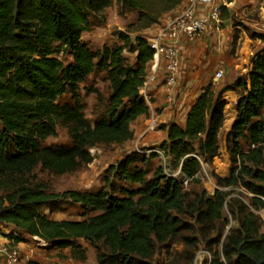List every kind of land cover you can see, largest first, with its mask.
Returning a JSON list of instances; mask_svg holds the SVG:
<instances>
[{"label": "trees", "instance_id": "1", "mask_svg": "<svg viewBox=\"0 0 264 264\" xmlns=\"http://www.w3.org/2000/svg\"><path fill=\"white\" fill-rule=\"evenodd\" d=\"M121 2L124 10L136 13L126 30L118 32L121 44L92 50L82 33L112 0H0V226L10 225L59 249L70 248L79 258L84 252L77 240L102 243L108 252L98 251L96 264H152L148 258L156 244L177 237L181 215L192 212L202 222L219 221L230 192L218 187L211 196H192L183 179L167 175L161 164L148 178L140 164L157 154L136 151L109 165L95 192H49L35 173L38 167L53 174L77 171L93 161L90 149L131 140L132 123L150 114L139 96L154 53L144 31L161 23L183 0ZM229 18L222 15L223 20ZM126 51L134 55L133 63ZM96 71L106 72L111 92L105 114L92 124L83 114L79 85ZM229 89L238 93L237 116L227 134L232 167L228 177L214 176L218 186L245 187L251 209L240 217L239 227L225 235V261L216 253L210 264H264V232L257 213L264 208V49L253 56L249 73L233 84L219 91L212 83L204 86L185 126L160 124L158 130L165 129L167 135L159 148L174 169L181 168L188 185L198 183L203 163L220 161L223 93ZM67 93L73 101L60 102ZM58 126L68 129L71 144L44 145ZM114 180L137 187L117 190ZM65 201L79 204L84 218L57 220L42 210L47 206L52 212ZM6 236L23 241L17 232Z\"/></svg>", "mask_w": 264, "mask_h": 264}, {"label": "rangeland", "instance_id": "2", "mask_svg": "<svg viewBox=\"0 0 264 264\" xmlns=\"http://www.w3.org/2000/svg\"><path fill=\"white\" fill-rule=\"evenodd\" d=\"M232 1L233 4L224 12L229 14L231 22H242V18H246L247 16L256 20L254 21L255 24H259L261 20L264 21V0ZM241 16L243 17L241 18ZM135 19L136 13L124 10L121 0H112L111 5L106 10L99 15H93L91 17L90 28L82 33V41L86 42L92 50H102L104 47L119 45L121 42L118 38V32L125 31L127 26ZM241 25L248 36L255 37L263 34L261 31L256 32L255 28L245 22H242ZM221 28H225L224 24H222ZM239 31L241 30L238 29L234 33V38L237 37ZM232 45L233 42L229 51L230 54L235 55L238 41L236 40L235 45ZM262 49H264V45L260 43L259 50ZM124 55L130 63H133V54L126 51ZM60 57L64 61L70 60L69 56ZM206 59L209 60V57ZM200 60L203 59L199 58V62ZM244 62L242 61V63ZM214 65H211L212 67L209 65V71L204 73V78L207 79V84L212 83L217 91L227 85L233 84L240 77V71L234 70L233 68L228 72L224 71L221 79L214 81L213 77L219 69ZM79 92L83 104V114L93 124L106 112L107 101L111 92L106 72L96 71L89 75L79 85ZM225 100L226 125L229 126L233 116V99L232 97H226ZM59 101L63 103L66 101L72 102L73 100L71 94L67 93L61 96ZM158 131L160 129L155 134L159 133ZM227 134L228 132L225 129L221 130L219 134L220 161L214 165L203 163L198 173L199 182L187 185L186 187L192 196L194 194L201 195L203 192L206 193V196H211L212 192L216 190V187L229 191L230 194L226 199L221 220L212 223L202 222L198 220L197 214L192 212L184 213L180 216L182 223L177 237L169 239L165 243L156 244L154 254L148 258V261L152 264H210V259L216 253L221 256L222 261H225L223 256L225 235L229 230L239 227L238 220L246 210L251 209V194L245 187L242 185L233 187L218 186V182L214 176L216 174L222 177H228L230 174L232 161L227 148ZM160 143L156 136L150 137L148 140L149 145L141 143L137 137H133L131 140L121 144L100 145L90 149V153L94 157L93 161L88 165L82 166L77 171L65 174H53L38 167L35 170L37 181L44 183L49 192H62L68 189L95 192L103 185L104 173L109 165L119 162L131 152H139L138 150H144L151 146H159ZM70 144L71 137L68 129L62 126H58L56 135L50 136L44 141V145L47 146H69ZM243 148L246 149L245 143H243ZM160 164H163L162 160L156 157L149 163L145 165L140 164V166L147 169V177L149 178L153 169ZM178 169L177 167L176 170ZM114 182L117 190L122 186L129 189L137 187V185H131L118 180H114ZM42 210L48 217L57 220H82L84 218L80 205L73 204L69 201L57 204L54 206L52 212H50V208L47 206H44ZM262 211L263 214L261 215L260 212ZM257 213L259 215L260 229L264 232V210L260 209ZM10 232H17L23 238V241L17 245L23 263L29 260H37L42 264H96L98 251L108 252V249L102 243L91 245L79 239L77 240V244L81 246L79 250L84 253H82V257L80 258L74 257L70 248H56L40 238L22 234L10 225L0 227V234L3 235L5 233L7 235Z\"/></svg>", "mask_w": 264, "mask_h": 264}, {"label": "crops", "instance_id": "3", "mask_svg": "<svg viewBox=\"0 0 264 264\" xmlns=\"http://www.w3.org/2000/svg\"><path fill=\"white\" fill-rule=\"evenodd\" d=\"M185 1L186 0H183L178 7L165 14L162 21H167L175 17L180 12ZM242 17L243 16H241V18ZM242 19V22H245L255 28L256 32H262V20L259 24H255L254 21L256 20H253L248 16L246 18L243 17ZM242 22L239 21L238 23H233L231 22V18H229L225 20V28H222L221 31L211 28L210 32L203 35L201 38H182L179 43L182 68L179 74V84L174 99L172 101H168V99L164 97L162 87L159 84L155 86L153 92V107L154 109H158L161 113L162 124L176 122L181 126H185L188 111L195 102L196 98L199 96L201 89L206 86L208 82L207 79L204 78V73L209 71V65L211 66L215 64V67L223 68V70L227 72L234 68V70L240 71V76L249 73L252 66L253 55L260 51L259 44L262 43L264 45V42L261 41L262 39L260 36H248L247 32L242 29ZM155 27L156 25L147 29L144 31V34H151ZM238 29L241 30L238 32V38H236L238 45L235 50V55H232L230 54L229 48L234 40L233 35ZM205 57H209V60ZM199 58H202L203 60H200L199 62ZM202 61L203 63H201ZM242 61L246 62L242 63ZM223 97L224 99L226 97H232L233 99V116L231 118V123L229 126L226 125V113L224 112L225 120L221 129H225L229 132L237 116L236 102L238 99V93L234 89H229L223 93ZM151 111L152 109H150V113ZM146 117L147 116H140L132 123L131 129L134 133V137H137L138 141L144 143L145 145H149L148 140L150 137L152 138L157 136L159 142L165 140L167 135L165 129L158 131L159 133H154L155 135H148L145 133ZM261 210L264 209L262 208ZM7 240H9V238L5 233H3V235L0 234V244L6 242ZM0 264L4 263L0 261Z\"/></svg>", "mask_w": 264, "mask_h": 264}, {"label": "built area", "instance_id": "4", "mask_svg": "<svg viewBox=\"0 0 264 264\" xmlns=\"http://www.w3.org/2000/svg\"><path fill=\"white\" fill-rule=\"evenodd\" d=\"M232 4V0H186L175 17L162 21L156 25L151 34L145 35L150 47L154 51L145 79L139 87L140 98L152 109L145 121L146 134L155 133L162 119L161 113L153 107L155 86L159 84L162 87V93L168 101H172L175 97L179 84V74L182 68L179 49V43L182 38H201L203 35L209 33L211 28L221 31L222 24L225 22L222 19V15ZM261 28L264 34V21ZM261 41L264 42L263 39ZM223 73V68H219L213 80H220ZM138 151L147 156L152 153L157 154V157L162 160L163 164L161 165L165 173L172 177L182 178L184 185H188L189 179L184 176L181 168L179 167L178 170L174 169L171 159L163 154L159 146H151ZM260 214L262 215L263 212H260ZM18 244L13 240H7L0 244V261L4 264H26L21 260L17 247Z\"/></svg>", "mask_w": 264, "mask_h": 264}]
</instances>
